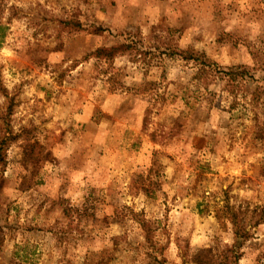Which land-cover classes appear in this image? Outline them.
I'll list each match as a JSON object with an SVG mask.
<instances>
[{
  "label": "rangeland",
  "instance_id": "1",
  "mask_svg": "<svg viewBox=\"0 0 264 264\" xmlns=\"http://www.w3.org/2000/svg\"><path fill=\"white\" fill-rule=\"evenodd\" d=\"M0 24V264H264V0H0ZM176 49L256 81L233 101Z\"/></svg>",
  "mask_w": 264,
  "mask_h": 264
},
{
  "label": "trees",
  "instance_id": "2",
  "mask_svg": "<svg viewBox=\"0 0 264 264\" xmlns=\"http://www.w3.org/2000/svg\"><path fill=\"white\" fill-rule=\"evenodd\" d=\"M6 28L7 26L0 24V41L2 40L4 36V30ZM123 47L124 45H116L110 48H99L97 50V56H102L103 58H110L113 54H115L114 52H116L117 50ZM177 51L180 52L179 54L182 55V58L184 60H194L197 62L198 70L195 76L198 79L203 77L204 74L207 71H209L212 74L219 77L220 79L224 80L226 82V90L228 94H230L233 97V101H235V99L237 98V93L240 90V86H241L240 84L245 83L247 81L248 82L251 81V80H247V78L252 79V81L253 80L256 81V79H254V77L251 75L249 67L245 64L230 65L224 69H221L215 62L208 60L204 53H200L194 50H182V49H178ZM238 79H241V80H238ZM256 90H258V88H255V90L251 92V96L249 98L250 102H247L249 105L254 106L255 102H257L260 99V96H261L260 90H259V93H257ZM3 143H5V141L1 139L0 140V159L2 157L1 156V148H2L1 144ZM198 205L200 206V203ZM224 208H225V214H227V218L232 222L233 229H234V236L236 237V240L238 239L245 240L249 236V233L246 230V227L241 223V218L238 214V211L235 210L233 206H229L228 204H226ZM141 222H142V227L144 228V232H146L145 238L149 239L148 233H147V227L145 224L146 221L142 220ZM236 248H237L236 246L234 245L232 246L233 260L231 261V264H236L237 259L239 257V253ZM223 257L225 258L226 255Z\"/></svg>",
  "mask_w": 264,
  "mask_h": 264
}]
</instances>
